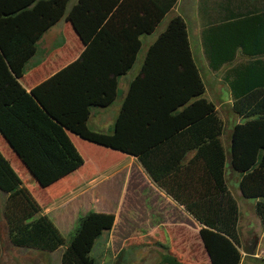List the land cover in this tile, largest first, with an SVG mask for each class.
I'll return each instance as SVG.
<instances>
[{"label": "trees", "instance_id": "1", "mask_svg": "<svg viewBox=\"0 0 264 264\" xmlns=\"http://www.w3.org/2000/svg\"><path fill=\"white\" fill-rule=\"evenodd\" d=\"M68 1L0 0V135L41 189L83 166L71 136L132 156L200 225L210 263L240 264L239 208L225 180L226 154L240 175L241 196L256 199L264 237V0H213L212 12L203 15L202 49L211 71L232 64L238 53L248 58L223 74L233 113L244 121L232 127L227 153L222 121L202 98L205 87L179 16L148 47L112 132L90 130L92 109L115 101L140 37L151 35L178 0H77L65 16ZM64 16L83 50L27 91L20 79L37 42ZM0 192L12 246L53 253L66 245L61 264H96L94 247L113 228V214L80 216L66 244L1 153ZM160 264L182 263L165 254Z\"/></svg>", "mask_w": 264, "mask_h": 264}, {"label": "rangeland", "instance_id": "2", "mask_svg": "<svg viewBox=\"0 0 264 264\" xmlns=\"http://www.w3.org/2000/svg\"><path fill=\"white\" fill-rule=\"evenodd\" d=\"M76 1H68L65 16ZM212 7L213 0H179L151 35L141 36V48L133 67L118 80V95L115 101L107 108H93L87 127L95 132H112L113 123L119 113L128 85L138 75L148 47L164 31L169 20L182 16L189 29L191 37L189 44L193 59L205 87L202 98L213 104L222 121L221 139L225 146L224 143L229 141L232 127L244 121L233 113L229 89L223 81V74L228 68L223 67L216 72L209 69L202 47L198 42L200 35L196 34L193 29L196 17L199 16L203 24V15L210 14ZM204 8L206 10L202 14ZM65 16L37 42L36 53L26 65L25 73L20 80L23 87L29 84L35 85L50 77L78 58L81 53V44ZM70 138L83 158L84 164L78 171L46 189H41L14 155L12 157L7 153L5 150L7 144L1 145L3 143L1 137L0 153L6 158L21 179L23 186L29 190L42 210L47 212L60 228L66 244L80 216L87 212L111 213L115 217L113 228L102 235L93 250L92 256L96 264H148L149 257L154 261L157 259L154 263L160 264L164 253L162 248H154L153 242L146 236L132 235V229L136 227V222L132 219L130 188L132 168L136 165L134 158L87 143L75 136ZM228 151L229 145L226 152ZM226 156L225 180L239 208L240 237L243 243H247L254 236L259 239L253 256L244 255L242 252L244 259L242 264H264V237L255 211L256 199L241 196L240 175L229 168L228 153ZM171 239L174 242L176 236H172ZM9 244L7 236L0 232V247L3 254L10 253ZM65 246L57 250L55 255H60ZM242 247L243 245L241 249ZM167 254L172 255L170 252Z\"/></svg>", "mask_w": 264, "mask_h": 264}, {"label": "crops", "instance_id": "3", "mask_svg": "<svg viewBox=\"0 0 264 264\" xmlns=\"http://www.w3.org/2000/svg\"><path fill=\"white\" fill-rule=\"evenodd\" d=\"M178 2L179 0L177 1V3ZM206 16L207 15H205V17ZM180 17L182 19L184 18L182 16ZM193 29L195 30L196 34L200 35V41L198 42L202 47V22L200 21L199 16L196 17V22L194 21ZM187 30L188 40L190 41L191 37L188 27ZM76 38L79 41L77 36ZM81 47L83 50L82 44ZM247 61V57H244L243 55L238 53L236 60L232 64L224 65L223 67H227L228 69H230L235 65L245 63ZM39 83L40 82H38L37 84ZM37 84H29L24 87L27 91H29ZM1 139L0 140L3 142L1 143V145L6 144L2 137ZM224 145L225 146L223 147L225 148V150H227L229 141L226 142V144L224 143ZM6 147L7 148H5V150L7 151V153L10 154L12 157L14 155L16 160L19 161V159L10 150V148L8 146ZM193 154V151L187 153L184 159V163H186L192 157ZM135 162L136 165L132 168L133 172L131 175L132 178L130 187L132 219L136 222V227L132 229V235H137L138 237H148V239L153 242L154 248H162V250L164 251V253L162 254L163 256L167 254V252H170L172 256L175 257L182 264H211L204 249L203 243L200 239V225L184 210L182 206L178 205L163 190L158 188L146 175L140 164L136 160ZM19 163L22 165L21 162ZM5 199L6 195L0 192V232L2 235L7 236L8 228L3 217V206L5 203ZM43 213L47 215L48 218L54 223V225L60 230V228L56 225V223L52 220L48 213L45 211H43ZM172 236H176L174 242L171 239ZM240 240L241 244L244 245L245 243H243L241 237ZM9 246V254H3L1 250L0 264H61V254L55 255L57 251L53 253H44L29 248H17L12 246L11 244H9ZM239 251L241 254L240 264H242L244 260L242 255V249L240 248ZM156 260L154 261V259H151L149 257L147 259V263L156 264L154 263L156 262Z\"/></svg>", "mask_w": 264, "mask_h": 264}, {"label": "water", "instance_id": "4", "mask_svg": "<svg viewBox=\"0 0 264 264\" xmlns=\"http://www.w3.org/2000/svg\"><path fill=\"white\" fill-rule=\"evenodd\" d=\"M73 30V29H72ZM74 32V31H73ZM75 34V32H74ZM76 35V34H75ZM77 36V35H76ZM2 137V136H1ZM3 138V137H2ZM3 140L6 142V140L3 138ZM7 146L10 148V150L13 152L12 148L10 147V145L6 142ZM14 153V152H13ZM15 154V153H14ZM15 156L17 157V155L15 154ZM18 158V157H17ZM19 159V158H18ZM23 165V164H22ZM24 167V165H23ZM25 168V167H24ZM26 169V168H25ZM26 171L30 174V172L26 169ZM31 175V174H30ZM32 177V176H31ZM32 179L34 180V178L32 177ZM35 181V180H34ZM38 185V184H37ZM201 239V238H200ZM202 241V240H201ZM258 237L254 236L252 237L247 243H245L242 247V252L244 255L247 256H253L254 255V251L256 250V247L258 245ZM205 249V248H204ZM207 254V253H206ZM208 256V255H207ZM209 258V257H208Z\"/></svg>", "mask_w": 264, "mask_h": 264}]
</instances>
